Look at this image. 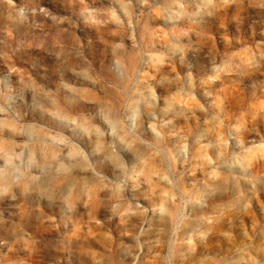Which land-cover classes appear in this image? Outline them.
I'll list each match as a JSON object with an SVG mask.
<instances>
[{
    "label": "rangeland",
    "instance_id": "rangeland-1",
    "mask_svg": "<svg viewBox=\"0 0 264 264\" xmlns=\"http://www.w3.org/2000/svg\"><path fill=\"white\" fill-rule=\"evenodd\" d=\"M0 264H264V0H0Z\"/></svg>",
    "mask_w": 264,
    "mask_h": 264
}]
</instances>
